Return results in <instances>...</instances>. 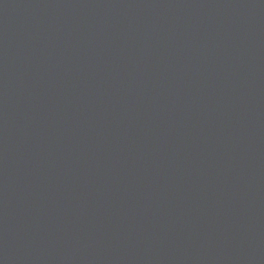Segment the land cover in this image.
I'll use <instances>...</instances> for the list:
<instances>
[{
	"label": "water",
	"instance_id": "95a60500",
	"mask_svg": "<svg viewBox=\"0 0 264 264\" xmlns=\"http://www.w3.org/2000/svg\"><path fill=\"white\" fill-rule=\"evenodd\" d=\"M0 264H264V0H0Z\"/></svg>",
	"mask_w": 264,
	"mask_h": 264
}]
</instances>
